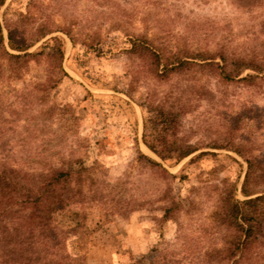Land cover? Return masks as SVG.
Returning a JSON list of instances; mask_svg holds the SVG:
<instances>
[{"label":"rangeland","instance_id":"rangeland-1","mask_svg":"<svg viewBox=\"0 0 264 264\" xmlns=\"http://www.w3.org/2000/svg\"><path fill=\"white\" fill-rule=\"evenodd\" d=\"M27 4L35 22L57 29L30 51L59 38L65 75L37 93L47 65L36 64L24 80L1 86L0 160L37 173L67 164L88 169L83 202L56 216L63 253L81 264L149 263L163 255L173 264H210L204 252L229 238L210 215L232 184L236 198L246 199L239 193L246 164L208 144L229 140L235 129L236 142L264 160V83L221 85L207 76L211 93L193 101L177 128L198 150L161 161L143 143V135L153 143L160 128L145 102L157 106L187 81L157 80L148 52L132 45L145 38L160 48L213 52L226 45L263 54L264 0H6L0 23L6 7Z\"/></svg>","mask_w":264,"mask_h":264},{"label":"trees","instance_id":"trees-1","mask_svg":"<svg viewBox=\"0 0 264 264\" xmlns=\"http://www.w3.org/2000/svg\"><path fill=\"white\" fill-rule=\"evenodd\" d=\"M5 1L0 0V8ZM55 31L48 24L32 19L29 4L24 10L5 8L0 23V88L24 80L31 65L36 64L47 65L45 79L34 83L37 93L50 90L60 82L65 74L61 68L63 47L59 38L49 37L30 51ZM65 34L74 42L68 32ZM155 45L154 40L144 38L138 44L134 42L132 49L140 46L148 52L157 80L177 75L184 76L187 83L177 92L161 95L157 106L145 102L148 119L156 120L160 128L153 143L145 135L143 143L161 161H180L199 148L186 136H179L177 128L179 119L190 113L188 107L193 101L211 93L203 84L206 77H213L221 85L264 83V53H241L226 45L213 52L181 47L177 43L163 48ZM233 130L229 132V140H215L208 147L232 151L243 159L246 170L239 193L246 199L236 198V185L225 188L210 219L216 228L228 230L229 238L225 245L214 246L204 253L210 264H264V160L254 154L253 148L236 142ZM137 159L171 177L158 162L143 154ZM87 174L88 169L81 165L76 168L60 165L37 173L12 168L0 160V264H81L63 253L62 230L56 216L83 202ZM169 212L166 208L165 216ZM173 263L163 255L149 263L141 260L133 264Z\"/></svg>","mask_w":264,"mask_h":264}]
</instances>
